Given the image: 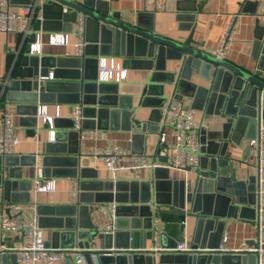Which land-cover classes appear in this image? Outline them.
<instances>
[{"label":"water","instance_id":"1","mask_svg":"<svg viewBox=\"0 0 264 264\" xmlns=\"http://www.w3.org/2000/svg\"><path fill=\"white\" fill-rule=\"evenodd\" d=\"M9 2L27 5L30 0ZM37 3L35 8L39 17L33 22L29 43L39 33L70 32L81 15L86 45L82 57L30 54L28 47L0 77L1 104L4 100L15 101L20 94L31 97L21 99L23 105L16 107L21 126L36 127L35 116L40 105L65 104L70 107L67 124L61 125L58 117L52 120L53 143L47 136V141L39 142L33 154L0 156V199L18 202L17 198L23 194L25 198L22 201L28 202L30 181L22 180L19 171L22 167L38 164L46 178H72L77 180L79 190L71 205L36 206L38 226L48 232L46 246L65 244L67 248L76 246L83 249L86 264H253L255 253L236 251L221 254L204 250L216 248L226 224L237 219L255 225L258 235L251 245L259 239L255 178L240 180L235 166L239 161L228 157L225 151L231 142L239 146L241 138L248 136V128L256 129V118L261 116L264 120V108L261 113L257 110L259 97L264 94V70L251 72L190 47L192 33L185 43L154 34L151 13L139 12L134 19L122 17L120 13L110 11L105 2L92 0H41ZM193 16L177 14L176 18L189 19V31L192 32ZM144 18L149 19L148 25H145ZM257 28L263 34L264 28ZM259 43V40L255 41L256 46ZM113 55L127 59L131 69L147 72L137 94L122 93V86L118 83L96 82L98 58ZM175 59L180 62L178 69L165 73L166 61ZM72 62L75 65H71ZM192 70L208 83L203 86L189 81ZM49 72L52 73L51 79L48 78ZM166 87H171V94L176 99H182L183 95L191 98V107L201 110L204 120L217 117L220 120L219 128L214 129L211 124L208 134L200 125L199 170L194 178L169 180L159 173L167 171L166 168L155 167L149 177L145 172L142 175L138 173L136 177L121 172L115 182L109 178L89 181L96 180L98 173L87 155L79 151L78 134L72 118L73 106H81L83 129L129 132L133 147L141 144L139 151L133 152L142 154L147 135L159 130L160 107L167 97ZM28 104L31 108L25 109L23 106ZM137 107L151 108L150 125H132ZM118 119L121 120L119 125ZM234 134L237 139H234ZM37 141H40L39 137ZM245 150L250 151L248 147ZM151 157L165 162V157L159 156L156 149ZM63 165L69 169L62 176L60 167ZM101 202L115 203L113 234H100L94 229L90 205ZM161 215L189 220L191 232L186 244L200 251L169 250L182 243L184 236L177 232L170 238L165 228L159 235L160 249L136 247L132 240L135 233L144 232L151 239L152 218H160ZM166 223L163 222L164 227ZM178 226L173 222L175 229ZM8 234L2 233L1 237ZM64 237L69 238V243H62ZM89 254L93 255L94 262ZM12 261L16 262L14 252L0 249V264ZM59 264H71V261L66 259Z\"/></svg>","mask_w":264,"mask_h":264},{"label":"crops","instance_id":"2","mask_svg":"<svg viewBox=\"0 0 264 264\" xmlns=\"http://www.w3.org/2000/svg\"><path fill=\"white\" fill-rule=\"evenodd\" d=\"M82 0H74V2H80ZM92 1H103L108 6L110 11H115L120 13L122 17H132V19L136 18L137 13L144 12L143 11V0H92ZM41 0H30L29 4L34 6V13L29 21L28 29L26 32L22 34H5L0 33V77L5 74V72L11 67L13 60L24 51H27L30 43L29 40L32 35V25L35 19L39 17L38 11L35 8V3L39 4ZM22 4H14L10 6L9 10L11 12H19L21 11ZM259 8V0H165L164 11L151 13L153 15L152 19V27L153 33L164 37L167 39H171L180 43H185L190 33L192 42L189 45L190 47H194L200 51L206 53V49L214 50L218 48L221 35L230 19V16L233 14H239L240 21V31L235 36L234 41L228 47V51L223 60L232 64L236 67H243L251 72L253 71H261L264 70V32L258 30V26H260L256 20V14L258 13ZM178 9H181L178 11ZM145 13V12H144ZM177 14L181 15H194V22L192 32L189 31L190 26L188 24L189 19L184 18L182 20H178ZM145 25L149 24V19L144 18ZM261 27V26H260ZM77 26L76 24L72 26V30L70 32H48L47 34L40 35L39 42L40 45V55H59V56H70L73 57V44L77 41V37L75 35V30ZM263 28V27H262ZM97 30V26H96ZM41 34V33H39ZM49 34L53 35H61L68 34V42L66 45H51L47 42V37ZM84 36H85V26H84ZM259 37V38H258ZM259 40L260 43L256 46L255 41ZM113 57L114 61L121 65L126 70V80L121 83V90L124 94H137L139 86L142 81H144L147 77V72L140 69H131L129 66V62L127 59L117 56H109ZM108 58V57H102ZM68 64V63H66ZM180 62L178 60L174 61H166L165 64V73H170L171 71H176L179 67ZM63 66H66L62 64ZM71 65H75V62H72ZM67 67V66H66ZM71 67V66H70ZM205 70V69H204ZM192 75L189 81H193L199 85H206L208 82L205 79H201L198 77L196 71H191ZM264 73V72H262ZM190 75V73H189ZM264 77V74H263ZM190 92V91H189ZM171 87H166L165 95H172ZM17 95V94H16ZM20 96V97H19ZM31 97L27 94L17 95L16 100L8 103L0 104V114L3 108H9L12 113V118L14 121V125L16 127V136L19 139V143L15 147L16 154H33L36 152L39 147V142L47 141L48 131L42 127L41 122L38 123L39 127L41 126L38 137L40 141L35 140V128L21 126L19 121V115L16 110L18 105H23L21 99ZM153 99V98H151ZM182 101L185 104L192 103V99L185 97L183 95ZM25 105V104H24ZM29 106H23L25 109H30L31 104ZM58 106V107H57ZM53 105L46 104L45 107L49 115H54L58 113V119L61 125H65L66 119L70 116V107L69 105ZM39 107V106H38ZM22 109V108H21ZM28 111V110H25ZM151 108H140L137 107L135 114L133 115L134 122L133 126H139L141 123H147L150 125L148 118L150 115ZM195 118L202 124V129L205 134H208V131H211L212 125L214 129L219 128L220 120L219 118H212L209 120H204L203 113L201 110H195ZM214 119V120H213ZM121 124V120L118 119V125ZM212 124V125H211ZM35 129V130H34ZM213 130V129H212ZM107 137L111 141H113L118 146L126 149L132 155H138L133 151H139L141 144H136L133 147L130 140V133L122 130H106ZM164 132H167L166 128H163ZM203 132V133H204ZM238 133V132H237ZM255 128L246 131V138H241L240 145H236L233 142L230 143V146L225 151V154L235 160H238L239 163H236V172L237 176L240 180L246 181L249 177L255 175V165H256V157L255 154L251 151L245 150L248 147L249 139L254 136ZM234 139L236 135L234 134ZM158 138V131L154 133H149L144 140L143 153L145 154L147 161L155 164H161L162 162H158L156 159H152V154L156 149V143ZM170 140L169 137H167ZM79 142V151L81 154L87 155L89 150L94 147H104L106 141L97 139V140H83ZM66 145V141L64 142ZM61 156H67V154H61ZM40 168L38 164L35 167H22L20 169L21 179L26 181H32L34 178L37 169ZM163 168V167H160ZM42 169V168H41ZM60 175H66V171L69 169L67 165H63L60 167ZM152 168H148L146 170L140 169L138 171H132L130 173L131 177L140 173L142 175L143 172L147 174L151 173ZM97 178L96 180H89L92 182H96L100 179H108V174L101 167L97 170ZM160 174L165 175L169 180H188L194 178L197 171H188V172H180L173 169H167V171H160ZM127 176V175H126ZM55 180L56 190L54 193H43V194H35L30 192V199L28 202H23L22 200L25 198L24 195H19V201L21 205L26 207L27 204H49V205H71L72 200V190L75 182L72 178L60 177V178H52ZM95 193V192H92ZM2 193L0 190V198L2 199ZM102 196H105L102 194ZM0 199V205L3 202ZM103 203V202H101ZM261 206L264 209V196L261 200ZM1 211V209H0ZM90 213H92L90 211ZM161 228L160 231H164L168 237L172 238L176 235L177 232L183 234L185 239H188L191 232V222L189 220H185V218H172L168 215H161L160 217ZM185 221V226H181L180 222ZM102 219L99 217L97 220L95 219L94 224L95 227L99 225ZM163 222H167L165 227ZM173 222H176L179 226L177 229L173 227ZM224 232L227 233V243L226 248L228 251H238L241 249H245L247 246L251 245V241L255 240L257 234V229L255 225L247 220L237 219L235 221H230L226 224ZM44 239L48 240V232L43 230ZM138 233V234H137ZM135 233L132 240H134V245L138 248H146L149 249L153 244L151 243V239L144 235V232ZM2 232L0 231V248H12L17 247L19 245L18 236L14 233H9L4 236V240L1 237ZM261 236L264 237V219L261 224ZM148 238V239H147ZM69 243V238L64 237L62 243ZM160 237L158 238V247ZM52 247V246H51ZM56 247V246H55ZM63 247L67 248L65 244H62ZM16 259V257H15ZM94 262L93 256L90 257ZM250 261L247 259V262ZM17 262V261H16ZM14 263L13 261L8 264H19ZM86 264V263H85ZM95 264V263H94ZM245 264H249L246 263Z\"/></svg>","mask_w":264,"mask_h":264},{"label":"built area","instance_id":"3","mask_svg":"<svg viewBox=\"0 0 264 264\" xmlns=\"http://www.w3.org/2000/svg\"><path fill=\"white\" fill-rule=\"evenodd\" d=\"M74 1V0H67ZM213 1V0H208ZM143 11L145 13H156L164 11L165 0H143ZM11 4L9 0H0V33L5 34H22L27 31L29 21L34 13V6L27 4L21 6V11L11 12L9 10ZM258 24L264 28V0H259L258 13L256 14ZM75 35L77 41L73 44V57H82L83 49L86 45L84 40V18L79 15L76 21ZM240 31L239 14H233L221 35L218 48L214 50L206 49V53L219 59H224L228 51V47L234 41L235 36ZM40 35L36 34L35 39L29 45V53L40 55L39 42ZM47 42L51 45H66L68 42V34L53 35L49 34ZM97 65V83H118L121 84L126 80V70L114 61L113 57L98 58ZM48 78H52L49 72ZM8 101L4 100V103ZM1 104V103H0ZM57 106V105H56ZM257 110L264 108V94L261 93ZM58 107V106H57ZM81 106L74 105L72 118L74 121V130L78 134V141L97 140L106 141L104 147H94L89 150L87 157L92 164L93 169L98 170L99 167L104 169L108 174V178L115 182L121 172L131 173L140 169H148L155 167H163L173 169L180 172L198 171L201 144L199 142L200 123L195 118V110L189 104H185L182 99H176L172 95L167 96L160 107L161 118L158 122L159 130L156 143L158 155L165 157V162L155 164L148 162L144 153L132 155L126 149L118 146L108 139L107 131L100 129H83L81 127L82 116L80 114ZM37 125L35 127V140H38V132L41 128L38 123L41 122L42 127L48 131V141L53 143L54 130L52 120L58 117V113L49 115L45 105H40L36 112ZM166 128L167 132L163 131ZM16 127L9 108H3L0 114V156H13L15 147L19 143L16 136ZM170 138V140L167 139ZM248 148L255 154V195L258 198V223H259V239L256 244L249 245L243 251L247 253H255L253 264H264V237H261V224L264 219V209L261 206V200L264 196V120L260 116L256 118V129L254 136L248 141ZM56 190L55 180L46 178L42 169L38 168L32 181L30 182L29 192L35 194L54 193ZM79 193L77 182H75L72 190V199L75 200ZM0 231L2 233H14L18 236L19 245L12 248H3L14 252L16 261L19 264H59L66 259H70L71 264H85L84 254L76 246L72 248L50 247L45 245L43 230L38 226V214L36 213V205L27 204L26 207L18 202L3 201L0 205ZM90 210L93 219L99 217L102 221L98 226L94 227L95 231L100 234H113L115 227L114 222L116 216L114 214L115 203H92ZM185 221H181L180 225L185 226ZM160 218L153 217L151 222V246L149 249L158 250V238L160 235ZM227 233L223 231L220 242L216 248L206 249L204 251H214L216 253L225 254L236 251H228L226 248ZM187 239L184 238L182 243H178L175 248L169 249L177 252L200 251L199 248L192 249L186 244ZM1 249V248H0ZM93 256L92 254L88 255Z\"/></svg>","mask_w":264,"mask_h":264},{"label":"rangeland","instance_id":"4","mask_svg":"<svg viewBox=\"0 0 264 264\" xmlns=\"http://www.w3.org/2000/svg\"><path fill=\"white\" fill-rule=\"evenodd\" d=\"M191 229V228H190Z\"/></svg>","mask_w":264,"mask_h":264}]
</instances>
